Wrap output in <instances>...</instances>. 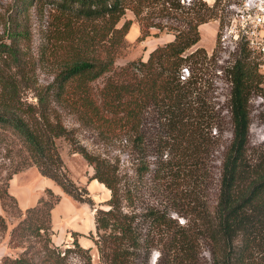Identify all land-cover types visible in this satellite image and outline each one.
I'll return each mask as SVG.
<instances>
[{"label": "trees", "instance_id": "1", "mask_svg": "<svg viewBox=\"0 0 264 264\" xmlns=\"http://www.w3.org/2000/svg\"><path fill=\"white\" fill-rule=\"evenodd\" d=\"M31 1H15L9 17V43L0 44V129L20 140L29 161L11 175L33 166L68 197L89 203L83 195L86 191L70 179L57 151L55 140H66L71 154L80 155L92 167L88 179L97 180L110 192L107 208L95 213L97 238L90 234L100 264H147L152 249L159 252L157 264L164 259L166 264H198L203 245L210 264H264V150L255 158L247 154L249 99L252 92L264 93L261 62L250 61L245 43L223 68L209 63L214 54L208 61L203 48L190 51L200 41V25L217 20L221 27L216 13L220 0L212 6L203 0H191L188 5L180 0H50L48 28L60 53V66L42 89L25 52L31 40ZM166 4L175 20L184 21L183 26L171 29L173 40L156 46L145 61L115 68L116 59L127 48L131 26L130 20L118 26L125 11L136 17L137 41L142 42L151 36L150 28H162L144 22V9L160 5L163 10ZM184 67L188 77L181 79ZM210 69H221L229 83L231 140L218 177L211 158L225 120L213 105ZM104 75L102 87L93 89L91 84ZM26 91L34 94L36 104L23 100ZM53 104L71 107L79 122L102 139L125 137L133 174L125 171L122 183L117 164L81 145ZM203 182L215 191L209 202L199 199ZM143 189L168 203L187 224H179L165 210L142 208ZM60 198L47 189L36 206L24 211L26 217L15 229L18 236L48 231L50 212ZM49 220L48 226L42 223ZM73 246L90 264L91 248L82 249L76 239ZM9 262L36 264L23 256Z\"/></svg>", "mask_w": 264, "mask_h": 264}, {"label": "rangeland", "instance_id": "2", "mask_svg": "<svg viewBox=\"0 0 264 264\" xmlns=\"http://www.w3.org/2000/svg\"><path fill=\"white\" fill-rule=\"evenodd\" d=\"M15 1L16 0H0V44L9 43L7 39L9 17L13 12V7H15ZM190 1L191 0H180L182 5H188ZM203 1L208 6H212L214 3L212 0ZM160 3H162V0H160ZM242 3L243 0H220L216 13L217 16L221 18L222 24L221 27L216 30L212 51L208 52L212 47V38L214 36L213 26H208L201 30L202 39L200 38L197 47H194L203 48L208 55V61L211 59V55L214 54L213 61L209 63H214L219 68L225 67L228 65V62H233L239 54L238 51L240 47L245 43L244 38L237 35L235 27V25L238 24L237 11L240 10ZM51 7L50 0H33L28 9L31 40L30 45L28 46L29 48L26 49L25 52L30 56L34 78L40 89L46 87L52 82L53 77L58 72L60 66V53L55 43L50 39L48 28L51 21ZM166 7L167 4L163 10H160V5H157L154 10L144 9L142 14L144 22L158 24L161 25L162 28L161 30L155 27L150 28L149 32L151 36L142 42L137 41L140 27L137 23L136 17L130 10L127 9L125 11V15L120 20L118 26L120 27L128 20H130L131 26L129 33L126 36L127 48L123 54L116 59L114 65L115 68L118 69L124 67L133 61H145L148 54L156 46L164 45L173 40L174 37L171 29L174 26H183L184 21L175 20ZM214 22L219 26L217 20H211L208 23ZM217 37L218 42L216 41ZM246 46L251 52L250 61L261 62L260 55L255 50H251L248 45ZM194 48L190 51L194 50ZM212 67L213 66H210V68ZM185 68L186 67L183 69ZM210 73L207 77L210 78L213 87V105L215 106V109H218L219 112L221 111L225 120L223 130L217 132L219 141L211 158L214 171L218 177L222 155L231 140V125L229 123V115L227 112L229 83L221 69H215L212 71L210 69ZM106 76L107 75H104L94 81L91 84L93 89L97 90L101 88ZM23 98L27 103L36 104L37 100L34 97V94L30 91H26ZM53 107L58 113L61 122L68 130L73 132L74 137L81 145L85 146L90 153L108 158L112 163L117 164L119 168L118 173L123 179L122 183L125 182V171L128 175L133 174L132 158L127 153L125 137H116L107 140L102 139L97 131L83 126L79 122L77 114L72 111L71 107L64 104H53ZM249 110L251 123L249 128V145L247 154L249 157L255 158L259 152L264 150V93H251ZM55 144L59 156L68 171V176L76 183V185H80L84 188L86 192L83 193V195L89 200V203L76 202L85 204L92 209L94 222L96 210L99 208H107L105 203L110 198V192L102 189L99 193H95V198L98 197V201L101 203L96 205L89 189L84 184V181L86 182V179L89 178V174H92L93 172L92 167H90L80 155L71 154V147L66 140L59 138L55 140ZM25 162L27 164L29 162L28 155L20 140L9 130L0 129V264H11L9 262L10 260H15L22 256L36 264H86L84 255L74 248L73 239L77 240L82 249L91 248L89 252L91 259L90 264H100L98 252L90 239V234H92L95 239L97 238L95 224L93 229L88 230L85 235L79 234L80 237L78 236L75 238L72 236V233L74 232L71 229V225L66 226L67 224H62V229L60 231V229H56V225L52 224L50 215L51 224L50 220L42 221L45 226L50 224L51 227L48 231L41 230L39 231V234H25L21 237L15 232V229L26 217V213L20 211L16 203L8 196V177L16 169L20 167L24 168L25 165L22 164ZM79 180L84 181L83 183H80ZM142 192L143 196L139 203L142 208L151 206L159 210H165L169 217L175 219L179 224H182L183 226L187 224L188 221L169 209V207H167L168 203L161 202V198L157 199L153 196H149L145 189H143ZM214 193L215 191L210 190L209 186L203 182L200 186L199 199L201 202H209V199L212 197L211 194L214 195ZM47 197L48 196L46 195V198ZM213 203L214 202L212 201L211 204ZM61 208H65V205H62ZM61 215H64L63 211H61L60 218ZM56 219L59 220L57 217ZM148 229V225L145 224V232H147ZM85 239H87L88 242H86ZM44 245H46L47 248H45ZM68 249L69 252H66L65 250ZM58 255L60 258L56 259ZM154 255L157 256V261L159 252L152 249L147 264H149L150 257ZM155 264L157 263L155 262ZM161 264H166V260L164 259ZM198 264H210L209 255L206 251L205 245L202 246Z\"/></svg>", "mask_w": 264, "mask_h": 264}, {"label": "crops", "instance_id": "3", "mask_svg": "<svg viewBox=\"0 0 264 264\" xmlns=\"http://www.w3.org/2000/svg\"><path fill=\"white\" fill-rule=\"evenodd\" d=\"M212 1L214 2V0ZM208 26L214 27L212 47L208 51L210 52L213 49L215 33L216 30L218 29L217 23L214 22V23L202 24L198 27V30L201 38L202 37L201 30ZM198 43L194 47H197ZM259 71L263 75V87H264V63L262 62L261 65L259 66ZM83 181L84 180H79L80 183H83ZM84 184L89 189L91 196L94 199L96 205L99 204L100 202L98 201L99 199L98 197L95 198V193H99L102 189H105L109 192V190L106 189L104 185L99 183L97 180L86 179V182L84 181ZM47 189H49L55 195H59L61 197L59 203L56 204L50 212L52 224L56 225V229H60L61 231L62 224L64 223L67 224L66 226L71 225L72 226L71 229L73 230V232L82 235H85V233L88 230L93 229L94 222H93L92 209H90L85 204L77 203L75 200L65 195L59 186H57L51 179L41 176L35 167L31 166L21 172L11 175L7 185L8 194L15 200L18 209L21 211H25L28 208H32L36 206L38 199L40 197L45 196V191ZM62 205H65V208L62 209L61 208ZM61 211L64 212V215H61L60 218ZM56 217L59 218V220L56 219ZM85 240L86 242H88L87 239Z\"/></svg>", "mask_w": 264, "mask_h": 264}, {"label": "built area", "instance_id": "4", "mask_svg": "<svg viewBox=\"0 0 264 264\" xmlns=\"http://www.w3.org/2000/svg\"><path fill=\"white\" fill-rule=\"evenodd\" d=\"M237 23V35L244 38L246 45L255 50L264 63V0H243L240 10L237 11ZM186 77L188 71L185 68L181 79Z\"/></svg>", "mask_w": 264, "mask_h": 264}, {"label": "water", "instance_id": "5", "mask_svg": "<svg viewBox=\"0 0 264 264\" xmlns=\"http://www.w3.org/2000/svg\"><path fill=\"white\" fill-rule=\"evenodd\" d=\"M156 255H154V256H151L150 257V260H149V264H155V262H156Z\"/></svg>", "mask_w": 264, "mask_h": 264}]
</instances>
